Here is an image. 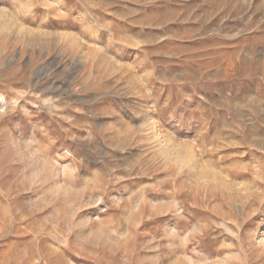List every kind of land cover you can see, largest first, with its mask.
Returning <instances> with one entry per match:
<instances>
[{
    "label": "rangeland",
    "instance_id": "374dc122",
    "mask_svg": "<svg viewBox=\"0 0 264 264\" xmlns=\"http://www.w3.org/2000/svg\"><path fill=\"white\" fill-rule=\"evenodd\" d=\"M0 94V264H264V0H0Z\"/></svg>",
    "mask_w": 264,
    "mask_h": 264
},
{
    "label": "bare ground",
    "instance_id": "6f19581e",
    "mask_svg": "<svg viewBox=\"0 0 264 264\" xmlns=\"http://www.w3.org/2000/svg\"><path fill=\"white\" fill-rule=\"evenodd\" d=\"M1 97H2V96H1V94H0V98H1ZM213 177H214L213 180H215V181L218 180V179H215V176H213ZM219 179H220V178H219ZM222 182H223V181H222ZM225 186H226V185H225ZM218 187H219V186H218ZM214 188H215V187H214ZM208 190H209V189H208ZM211 190H212V189H211ZM212 194H213V193H212ZM259 197H260V200L264 198V189L261 190V192H260V194H259ZM228 198H229V197H228ZM216 200H218V199L216 198ZM246 201H247V203H248L250 200H246ZM246 201H245V202H246ZM217 202H218V201H217ZM247 203H244V201H242V202H241V205L244 207V206H246ZM249 203H250V202H249ZM249 206H250V205H249ZM246 207H247V206H246ZM231 216H232V215H231ZM224 219H225V218H224Z\"/></svg>",
    "mask_w": 264,
    "mask_h": 264
}]
</instances>
